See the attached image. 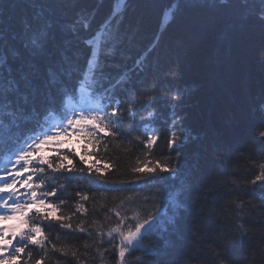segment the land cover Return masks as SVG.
Returning <instances> with one entry per match:
<instances>
[{"label": "snow or ice", "instance_id": "6c2138e0", "mask_svg": "<svg viewBox=\"0 0 264 264\" xmlns=\"http://www.w3.org/2000/svg\"><path fill=\"white\" fill-rule=\"evenodd\" d=\"M228 3L193 0L191 6L212 11ZM240 5L238 21L225 26L217 46L235 61L245 56L240 40L248 23L264 32V0H240ZM33 7L40 10L16 27L0 23V264H88L89 258L99 264H162L165 258L169 264H233L229 242L245 241V264L264 260V235L257 242L250 222L258 219L264 229V45L255 52L258 87L236 101L243 119L254 97L248 105L258 114L252 141L231 149L213 140L203 147V163H188L184 150L200 137L186 124L192 91L180 83L179 61L147 85L136 79L149 71L148 57L159 38L133 58L123 47L124 12L115 7L95 26L94 13H78L63 23L43 5ZM180 7L168 6L172 21ZM214 23L209 15L201 27ZM177 47L187 45L179 41ZM234 47L239 51L232 57ZM159 79L168 81L163 89ZM161 100L168 108L166 135L153 125ZM161 140L165 151L157 155ZM120 152L135 163L125 178L113 179L120 172ZM234 156L247 162L250 175L243 180L231 167ZM70 185L88 186L91 195L77 190L72 211L65 212L62 194ZM128 185L146 190V211L129 215L109 208L103 221L88 219L97 196L116 198ZM220 188H227L224 203L198 208L202 220L186 235L183 222L192 208ZM221 221L228 231L218 242L210 229ZM53 226L77 242L54 241ZM146 240L154 242L145 246ZM192 248L199 255L190 254Z\"/></svg>", "mask_w": 264, "mask_h": 264}, {"label": "trees", "instance_id": "16d2710c", "mask_svg": "<svg viewBox=\"0 0 264 264\" xmlns=\"http://www.w3.org/2000/svg\"><path fill=\"white\" fill-rule=\"evenodd\" d=\"M110 1L0 0V23L6 27L18 26L21 18L31 16L40 10L38 7H33L34 4L43 5L44 10L50 13L55 20L71 23L78 13H95L97 10L101 12ZM113 1H111L108 13L95 16L94 26L103 20L114 7H117L118 4L112 5ZM176 3L181 5L176 19L172 21L171 17L168 19L163 17L168 6ZM192 3L193 0H128V4L125 5L124 17L127 14L126 11L132 12L134 16L130 19L125 17L124 31L125 41L129 44L132 43V48L128 49L124 45L123 47L134 58L137 54L142 53L141 50L147 49L154 38H159V47L148 57L149 71L139 78L145 82V85L155 79L157 74L170 64L179 61L182 74L180 83L188 85L192 91L185 108L187 113L186 124L194 134L200 137L198 141L190 143L185 148V159L188 163H194L197 159L203 163L207 155L204 153L203 147L213 140L231 149L240 148L246 142L252 141L253 125L258 119V114H253L248 105L254 104V97H249L248 105L244 109L246 115L243 119L240 116L236 101L247 91H254L258 87L260 69L255 52L264 45V32L249 22L240 40L245 56L243 60L235 61L229 57L224 49L217 52V46L218 38L225 26L228 23L238 21L239 13L242 11L240 0H229L227 5H222L219 9L212 11L192 7ZM115 9L117 10V8ZM209 15L215 18V23L207 28H202L201 22ZM179 41L185 42L187 45L185 50L177 47ZM139 47L143 48L138 51ZM238 51L239 47H234L232 57H235ZM82 63L83 60H81ZM131 63L132 61L129 59L127 64L130 66ZM167 83L168 81L159 79L158 89H163ZM158 109L159 116L161 118L166 117L168 108L163 100L160 101ZM164 129H162V135H166ZM117 151L119 152V150ZM133 151L135 152V150ZM164 151V141L161 140L156 149V154L159 155ZM133 163H135L134 159L130 160L127 155L120 152V172L112 178H125L129 165ZM231 167L235 169L241 180L250 175L246 171L247 162L244 157L234 156ZM219 179L223 180L224 177L221 176ZM127 188L128 191L115 194L116 198L97 196L96 211H90L88 219L99 218L103 221L104 213L109 208H119L121 212H127L129 215L133 210L140 211L143 209L146 211L150 205H144L142 196L146 190L143 189V186L128 185ZM77 190L89 191V187L85 185H80L79 188L71 185L68 187L67 192L62 194L63 198L68 201L67 204L63 205L65 212L72 211L71 205L75 200ZM89 194L91 195L90 191ZM227 194V188H220V190L210 194L207 201H202L200 205L193 207L183 222L185 234L187 235V229L193 224L201 222L202 218L196 215L198 208L208 209L222 204L224 203L223 197ZM124 197L131 198L125 200L121 205V200ZM91 204L90 201L89 205L91 206ZM101 204L104 207H101ZM250 222L256 226L255 240L258 242L260 237L264 235V229L259 227L258 219H253ZM52 231V239L58 243L77 242L75 237L66 236L63 230L56 229L55 226L52 227ZM227 231L228 225L221 221L212 225L210 234L219 242ZM57 232L60 233L58 240ZM153 242L154 240H146L145 246ZM248 247V241H245L242 246L229 242V256L232 258L233 264H245V254ZM190 254L197 256L199 251L192 248ZM68 264H73V261L69 260ZM88 264H99V262L89 258ZM162 264H169L168 259L165 258ZM257 264H264V260L258 258Z\"/></svg>", "mask_w": 264, "mask_h": 264}, {"label": "bare ground", "instance_id": "6f19581e", "mask_svg": "<svg viewBox=\"0 0 264 264\" xmlns=\"http://www.w3.org/2000/svg\"><path fill=\"white\" fill-rule=\"evenodd\" d=\"M112 1V0H111ZM111 1H110V3H107L106 4V6L101 10V12L100 11H96L95 13L94 12H91V13H94L95 14V16H97V15H103V14H106V13H108V9H109V7H110V4H111ZM116 1H118L117 3H115ZM113 4H118L117 5V7H115V8H117V10L116 11H118V12H124V14H125V5L126 4H128V0H114L113 2H112V5ZM121 4V6H119ZM114 5V6H115ZM124 7V8H123ZM126 18L127 19H130L132 16H134L133 15V13L132 12H127L126 11ZM125 17H124V20H125ZM163 17H165V18H169V16L167 15V11H165L164 12V15H163ZM149 29V28H148ZM143 32H144V30H142ZM142 31H140V33H142ZM124 46L126 47V48H128V49H130V48H132V43H127L126 41H125V43H124ZM143 47H139L138 48V51H140L141 49H142ZM146 50V48H144L143 50H141V52L143 53L144 51ZM140 78V77H139ZM139 78H136V79H139ZM87 87H88V83L87 82H85V88L87 89ZM167 116H168V114L166 115V117H163V118H161L160 116H158L157 118H156V120L155 121H153V125L156 127V129L161 133L162 132V129L163 128H165L164 129V131L167 133V130H168V124L166 123V121H167Z\"/></svg>", "mask_w": 264, "mask_h": 264}, {"label": "rangeland", "instance_id": "374dc122", "mask_svg": "<svg viewBox=\"0 0 264 264\" xmlns=\"http://www.w3.org/2000/svg\"><path fill=\"white\" fill-rule=\"evenodd\" d=\"M75 143V142H74ZM75 146L77 147V148H79L80 147V145L79 144H75Z\"/></svg>", "mask_w": 264, "mask_h": 264}]
</instances>
